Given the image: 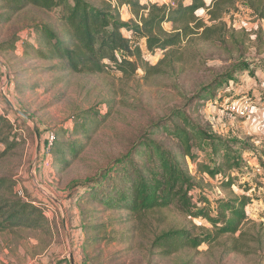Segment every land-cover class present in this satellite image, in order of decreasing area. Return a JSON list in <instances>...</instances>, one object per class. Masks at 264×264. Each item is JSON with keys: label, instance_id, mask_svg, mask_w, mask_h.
<instances>
[{"label": "rangeland", "instance_id": "rangeland-1", "mask_svg": "<svg viewBox=\"0 0 264 264\" xmlns=\"http://www.w3.org/2000/svg\"><path fill=\"white\" fill-rule=\"evenodd\" d=\"M141 1L170 4L172 0ZM213 1L207 0L208 6ZM129 10L120 9L125 21L133 18ZM53 16L56 13L30 10L8 25H0V44L14 35L20 38L14 47L0 50V116L12 125L10 147L0 144L1 152H6L0 156V177L12 178L15 192L41 208L50 222L46 231L19 227L0 232V264H264V248L259 250L257 243H253L251 254L228 253L226 238L211 246L202 245L199 251L167 255L152 246L163 231L187 228L203 234L212 225L176 207L142 214L105 208L89 198V185L82 187L177 109L210 122L217 134L243 142L245 149L237 152L248 163L233 187L236 194L253 187L251 181L255 186L264 185L255 172L259 161L264 167V153L258 154L254 138L239 127L241 118L220 110L225 101L241 103L264 96V20L240 4L238 10L230 9L223 17L229 33L226 42L194 35L178 50L180 61L174 70L158 75L142 68L132 75L117 70L90 75L70 72L60 60L26 53L25 40L36 44L33 30L27 27ZM197 16L210 24L207 10L197 11ZM165 28L173 29L171 24ZM131 37L152 66L164 56V50L149 53L145 39ZM217 81L222 87L215 94L222 103L195 100L203 86ZM50 132L56 141L46 152L43 146ZM152 137L177 147L165 134ZM68 144H76L77 152L65 161L55 150ZM196 152L198 161L214 163L209 147ZM187 162L197 184L192 191L195 202L201 191L211 200L228 196L230 189L197 174V163ZM250 197L252 206L248 205L247 211L264 229V202H253V193ZM254 206L260 208L255 211Z\"/></svg>", "mask_w": 264, "mask_h": 264}, {"label": "trees", "instance_id": "trees-1", "mask_svg": "<svg viewBox=\"0 0 264 264\" xmlns=\"http://www.w3.org/2000/svg\"><path fill=\"white\" fill-rule=\"evenodd\" d=\"M240 4L246 5L257 19L264 20V0H214L209 6L206 0H172L170 4H144L141 0H0V25H8L30 10L56 13L54 19L37 20L27 27L33 30L36 40V44L25 40L28 55L34 53L42 59L60 60L68 71L79 74L117 70L132 75L142 68L148 74L158 75L175 69L180 61L178 50L194 35L208 41L218 38L225 43L229 33L223 17L230 9L238 10ZM124 5L133 15L128 21L121 16ZM199 10H207L210 24L197 16ZM165 24H171L172 31ZM131 36L145 39L149 53L164 50V56L152 66L141 46L132 44ZM19 40L14 35L0 44V50L14 47ZM221 87V82H211L201 88L195 100L222 103L215 94ZM166 120L155 123L146 137L136 141L128 153L113 159L97 179L83 183L82 187L89 185V198L105 208L140 214L176 207L212 225L203 234L187 228L163 231L152 246L167 255L199 251L200 246H211L224 238L228 253L251 254L255 249L253 243L263 251V224L252 220L247 211L250 196L236 194L233 188L248 163L237 152L238 148L245 149L243 142L217 134L210 122L194 119L184 110H174ZM11 133L10 121L0 116V144L10 147ZM161 133L171 137L177 147L152 137ZM47 141L46 138L43 148ZM206 147L215 159L213 164L198 161L196 150ZM55 152L67 161L77 152L76 144L58 146ZM5 153L0 150V156ZM187 159L197 163V174H205L230 189L228 196L211 200L201 191L195 202L192 191L197 189V184ZM49 225L41 208L15 192L12 178L0 177V232L19 227L39 232L49 229Z\"/></svg>", "mask_w": 264, "mask_h": 264}, {"label": "crops", "instance_id": "crops-1", "mask_svg": "<svg viewBox=\"0 0 264 264\" xmlns=\"http://www.w3.org/2000/svg\"><path fill=\"white\" fill-rule=\"evenodd\" d=\"M207 1V0H206ZM211 1V0H210ZM124 10H129L128 6L124 5L122 7V12ZM129 17H131V13L129 10ZM248 97H250L248 95ZM255 100L254 101V107L252 110V113L246 117V118H241V122L239 127L241 126L242 129H244V133H247L249 136L253 137L256 142L257 145V149L256 151L258 152L259 155H261V153H264V96L263 95H258L256 97H254ZM262 156V155H261ZM264 162V160H263ZM257 168L255 169V172L260 174V179L262 178V184H264V167L261 165V162L259 161V163H256ZM263 168V169H262ZM259 179V181H261ZM250 185H253V187L251 186L250 189L248 191H242L241 193H246L249 196L251 195V193H253L254 198L255 199H251L253 200V202L255 201L258 203H263L264 202V185L262 186H255L253 181H251L249 183ZM253 198V197H250ZM252 206V204H250ZM260 207H253V209L255 211H257Z\"/></svg>", "mask_w": 264, "mask_h": 264}, {"label": "built area", "instance_id": "built-area-1", "mask_svg": "<svg viewBox=\"0 0 264 264\" xmlns=\"http://www.w3.org/2000/svg\"><path fill=\"white\" fill-rule=\"evenodd\" d=\"M210 103L214 104L212 102ZM253 107L254 101L251 98H246L241 103L236 101H225L221 104L220 110L231 117L237 116L238 118H246L252 113ZM47 139L48 141L45 146V151L50 152V148L55 141V134L50 132Z\"/></svg>", "mask_w": 264, "mask_h": 264}]
</instances>
